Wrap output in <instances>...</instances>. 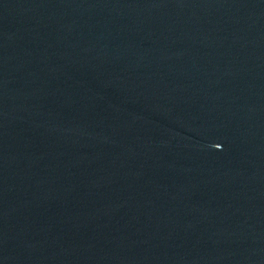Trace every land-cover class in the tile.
<instances>
[{"label":"water","instance_id":"1","mask_svg":"<svg viewBox=\"0 0 264 264\" xmlns=\"http://www.w3.org/2000/svg\"><path fill=\"white\" fill-rule=\"evenodd\" d=\"M0 264H264V0H0Z\"/></svg>","mask_w":264,"mask_h":264}]
</instances>
